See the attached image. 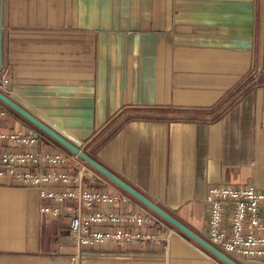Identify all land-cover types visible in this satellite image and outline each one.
Masks as SVG:
<instances>
[{
	"label": "crops",
	"instance_id": "0c3cea01",
	"mask_svg": "<svg viewBox=\"0 0 264 264\" xmlns=\"http://www.w3.org/2000/svg\"><path fill=\"white\" fill-rule=\"evenodd\" d=\"M0 66L5 96L202 237L209 187L264 191V0H0ZM0 112V133L39 136L26 150L59 146ZM85 166L83 185L126 194ZM126 196L99 210L149 212ZM45 204L0 176V264H216L159 217L123 229L167 241L77 248L75 205L50 217Z\"/></svg>",
	"mask_w": 264,
	"mask_h": 264
},
{
	"label": "built area",
	"instance_id": "2783aa9c",
	"mask_svg": "<svg viewBox=\"0 0 264 264\" xmlns=\"http://www.w3.org/2000/svg\"><path fill=\"white\" fill-rule=\"evenodd\" d=\"M8 85V70L0 66V93L4 94ZM39 139L36 134L19 131L0 133V143L19 146L0 155V176L9 175L21 187L36 189L40 199L51 202L40 206V212L50 217L60 215L63 203H73L75 206L66 215L68 231L77 248L167 240L159 232L125 231L126 225L147 226L152 215L99 210L102 205L126 201V194L96 192L83 185L85 169L76 164L74 154L58 147L52 151L25 149L36 146ZM69 167H76L75 175L67 172ZM204 202L207 217L202 238L234 261L264 260V191L251 185H216L207 189ZM215 262L222 264L216 259Z\"/></svg>",
	"mask_w": 264,
	"mask_h": 264
},
{
	"label": "water",
	"instance_id": "95a60500",
	"mask_svg": "<svg viewBox=\"0 0 264 264\" xmlns=\"http://www.w3.org/2000/svg\"><path fill=\"white\" fill-rule=\"evenodd\" d=\"M0 102L6 107H8L10 110L14 111L24 120L32 124L39 131H41L42 133L50 137L52 140H54L60 147L64 148L69 153L74 154L84 164H86L91 169H93L94 171L104 176L106 179H108L110 182L116 185L119 189H121L124 193L131 196L139 203H141L152 213H154L155 215L160 217L162 220H164L166 223H168L172 228L176 229L178 232H180L181 234L186 236L188 239L193 241L196 245H198L206 253L211 255L214 259H216L222 264H238L236 261H234L227 255H225L224 253H222L221 251L213 247L211 244H209L200 235L191 231L189 228H187L177 219L172 217L166 211L158 207L156 204H154L153 202L148 200L146 197H144L142 194H140L135 189H133L130 185L126 184L124 181L119 179L109 170L101 166L90 155L82 151V149L75 146L74 144L66 140L64 137H62L61 135H59L58 133L50 129L48 126H46L45 124L37 120L35 117L30 115L28 112H26L24 109L19 107L17 104H15L13 101H11L7 96H5L2 93H0Z\"/></svg>",
	"mask_w": 264,
	"mask_h": 264
},
{
	"label": "rangeland",
	"instance_id": "374dc122",
	"mask_svg": "<svg viewBox=\"0 0 264 264\" xmlns=\"http://www.w3.org/2000/svg\"><path fill=\"white\" fill-rule=\"evenodd\" d=\"M58 148L59 149H61V150H63L64 152H68V151H66L64 148H62V147H59L58 146ZM78 161V164L80 165V166H82V167H86L85 166V164H83L79 159H77ZM85 169V168H84ZM91 169V168H90ZM86 172V171H85ZM150 215H152V217H157L158 218V216L156 215L155 216V214L154 213H152L150 210H149V212H148ZM158 219H160V221H161V223L163 224V226L164 227H166V228H169V229H174V228H172L168 223H166L164 220H162L160 217L158 218ZM175 231V230H174ZM70 235V234H69ZM71 237V236H70ZM73 240V239H72ZM167 241V240H166Z\"/></svg>",
	"mask_w": 264,
	"mask_h": 264
},
{
	"label": "trees",
	"instance_id": "16d2710c",
	"mask_svg": "<svg viewBox=\"0 0 264 264\" xmlns=\"http://www.w3.org/2000/svg\"><path fill=\"white\" fill-rule=\"evenodd\" d=\"M89 167V166H88ZM156 216V215H155ZM211 256V255H210Z\"/></svg>",
	"mask_w": 264,
	"mask_h": 264
}]
</instances>
